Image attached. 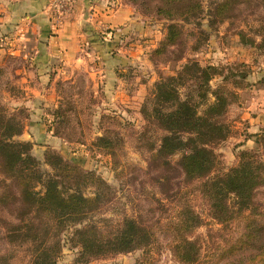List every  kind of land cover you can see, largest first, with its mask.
<instances>
[{
  "label": "trees",
  "instance_id": "1",
  "mask_svg": "<svg viewBox=\"0 0 264 264\" xmlns=\"http://www.w3.org/2000/svg\"><path fill=\"white\" fill-rule=\"evenodd\" d=\"M124 1L143 9L144 15L152 14L166 22L156 53L167 46H181L183 22L206 16L208 23L214 25L235 18L242 6L264 7V0H208L205 5L203 0ZM108 32L111 34L112 28ZM253 32L258 35L257 40L239 31L240 41L264 51V17L258 18ZM220 74L217 65H201L187 58L176 69L160 75L149 96L147 115L159 133L155 138L151 135L145 147L150 151L149 164L158 171L171 168V157L179 154L174 161L176 166L186 181L198 183L210 216L217 223L242 222L241 233L222 246L214 264H264V210L254 202L255 190L264 185V128L250 134L262 149L261 154L240 148L235 164L212 173L217 158L212 146L229 132L225 114L230 103L228 96L232 95L223 82L215 87L210 84ZM45 114L50 133L62 141H71L59 131L63 129L66 110L60 105L48 107ZM24 127L25 121L17 120L0 106V205L14 211L17 217L14 222H4L6 229L34 243L28 264H57L65 243L76 248L75 264L86 263L95 256L144 250L151 233L134 218L123 217L106 234L87 221L101 207V193L89 196L83 190L88 183L106 188V182L50 145L41 152L50 170L42 169L32 154V142L19 138ZM145 135L146 131L140 132L138 139L143 140ZM112 139L101 134L95 143L111 154ZM201 223L200 216L185 205L179 209L177 222L168 228L171 251L182 264L199 260L200 242L192 238V233Z\"/></svg>",
  "mask_w": 264,
  "mask_h": 264
},
{
  "label": "rangeland",
  "instance_id": "2",
  "mask_svg": "<svg viewBox=\"0 0 264 264\" xmlns=\"http://www.w3.org/2000/svg\"><path fill=\"white\" fill-rule=\"evenodd\" d=\"M207 1L203 0V4ZM134 8L144 15L143 9L135 5ZM242 8L235 18L214 25L208 23L206 16L195 22H183L184 42L181 46H167L156 53L163 35L154 47H148L140 59L144 67L137 70L138 77L146 78L147 72L153 82L145 89L142 87L137 95L131 93L125 98L129 101L116 106L104 105V99L93 82L86 79H81L75 86L62 84V96L58 98L57 106L64 108L66 114L61 123L63 129L59 131L71 141H61L53 148L60 150L81 169L92 171L108 185L104 188L88 183L84 188L85 195L101 193L102 202L87 221L93 222L106 234L111 233L123 217L128 216L151 233V240L144 250L95 256L83 264H182L171 251L168 228L177 222L179 209L185 205H189L202 220L192 233V238L199 241L201 246L199 260L193 264H214L222 246L241 233L242 222L233 220L223 225L211 218L208 203L200 194L198 183L186 181L176 166L174 161L179 154L171 157V168L158 171L149 164L150 151L145 146L149 145L151 135L155 138L159 133L147 118L154 82L160 75L176 69L190 58L201 65H217L221 74L215 75L210 84L215 87L223 82L232 92L228 96L230 103L225 114L229 132L212 146L217 155L212 173L216 174L235 164L240 148L262 153L250 134L264 128V51L242 43L238 32L257 40L258 35L254 34L253 29L258 18L264 17V7ZM147 18L156 23L164 34V20L152 17V14ZM17 65L4 60L0 66V106L17 120L26 122L31 115L28 107L22 103L25 98L20 93L24 92L26 83L18 81V77L10 72ZM243 110L247 111L248 117ZM143 131H146V135L139 140L138 134ZM101 134L113 138L111 154L96 145V136ZM31 142L32 154L39 160L41 168L50 170L41 153L46 144L39 140ZM39 188L36 186V189ZM254 202L264 210V185L255 190ZM15 220L14 211L0 205V264H28L32 254L34 243L23 235L9 232L4 226V222ZM64 234L63 238L67 233ZM75 256L76 248L65 243L57 264H75Z\"/></svg>",
  "mask_w": 264,
  "mask_h": 264
},
{
  "label": "crops",
  "instance_id": "3",
  "mask_svg": "<svg viewBox=\"0 0 264 264\" xmlns=\"http://www.w3.org/2000/svg\"><path fill=\"white\" fill-rule=\"evenodd\" d=\"M51 1L0 0V66L4 60L17 63L10 72L26 83L20 93L31 116L23 131L30 139L24 140L56 147L62 140L50 133L44 116L57 106L62 84L86 79L104 105L129 101L131 93L153 82L147 72L146 78L138 77L137 68L144 67L142 54L164 34L124 0H69L59 23Z\"/></svg>",
  "mask_w": 264,
  "mask_h": 264
},
{
  "label": "built area",
  "instance_id": "4",
  "mask_svg": "<svg viewBox=\"0 0 264 264\" xmlns=\"http://www.w3.org/2000/svg\"><path fill=\"white\" fill-rule=\"evenodd\" d=\"M70 1L69 0H52L51 1V9L54 10L55 13V21L59 23L60 12L67 8V5Z\"/></svg>",
  "mask_w": 264,
  "mask_h": 264
},
{
  "label": "water",
  "instance_id": "5",
  "mask_svg": "<svg viewBox=\"0 0 264 264\" xmlns=\"http://www.w3.org/2000/svg\"><path fill=\"white\" fill-rule=\"evenodd\" d=\"M21 139H30L29 135L25 132L22 136H20Z\"/></svg>",
  "mask_w": 264,
  "mask_h": 264
}]
</instances>
